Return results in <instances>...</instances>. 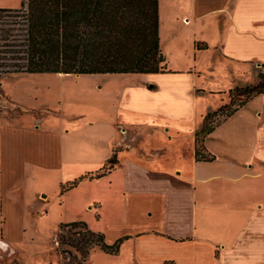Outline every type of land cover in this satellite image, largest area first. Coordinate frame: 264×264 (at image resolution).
Returning a JSON list of instances; mask_svg holds the SVG:
<instances>
[{
    "label": "rangeland",
    "instance_id": "rangeland-1",
    "mask_svg": "<svg viewBox=\"0 0 264 264\" xmlns=\"http://www.w3.org/2000/svg\"><path fill=\"white\" fill-rule=\"evenodd\" d=\"M160 48L169 70L184 71L188 64L180 54L165 52L161 44ZM204 62L196 64V71H192L197 80L196 92L189 90L190 86L178 89L180 87L172 85L178 79H185L186 73L3 76L0 102L3 109L0 116V264H75L73 257L61 253L63 247L59 248L57 243L58 235L66 233L62 226L73 221L85 222L91 230L103 233L109 244L146 227L162 229L161 225L148 220L152 217L148 216L150 211L140 222L142 218L128 208L119 189L123 186L120 171L97 180L91 178L96 173L107 174L106 169L99 170L106 164L101 160L105 156L108 160L116 147L121 148L119 153L122 154H118L124 159L147 155L150 150H161L167 152L165 163L170 165V162L181 159L183 169L191 171L189 162L193 158L194 133L200 128L204 116L230 102L229 90L256 84L260 74L264 73V68L259 65L254 67V73L247 70L241 73L242 66L236 68L233 62L216 57L212 51L205 55ZM140 83L146 93L133 94L137 100L131 107L127 106V94L131 93L132 87L137 90ZM232 95L235 96L234 103L241 98L236 97L235 92ZM142 96L152 100L150 106L136 104L140 103L138 98ZM262 107L261 97L246 104L205 139L207 150L217 158L241 160L244 145L239 136L233 135L241 132L251 116L261 113ZM142 111L151 117H145ZM111 124H125L128 135L123 139L118 133L110 142L112 133L92 139L84 133L85 128L93 133L105 127L108 130ZM162 130L171 133L173 138L166 140L161 135ZM63 135L70 140L89 142L88 152L82 153L83 147L80 150L81 146L74 143L71 150L64 147ZM49 137L55 138L53 144L56 147L47 143ZM146 138L149 147L145 145ZM116 164L117 159L110 171ZM216 171V168L205 167L199 170V174ZM174 173L176 176L181 174L179 169ZM6 198L19 199L20 211L15 208L14 201L6 203V206L14 207L15 214L8 212L5 221L1 205ZM201 236L211 242L209 233L204 232ZM136 240L133 236L124 240L116 256L95 249L87 264H132L129 260ZM145 248L148 253L155 249L165 253L161 246L145 245Z\"/></svg>",
    "mask_w": 264,
    "mask_h": 264
},
{
    "label": "crops",
    "instance_id": "crops-1",
    "mask_svg": "<svg viewBox=\"0 0 264 264\" xmlns=\"http://www.w3.org/2000/svg\"><path fill=\"white\" fill-rule=\"evenodd\" d=\"M20 3L21 0H0V8L15 9ZM158 24L163 50L180 54L189 65L180 72L167 68L172 74L186 73L185 79L172 82L174 87H180L178 89L190 86L189 90L195 91L197 80L192 71H196V64L205 63L208 51L226 62H233L236 68L242 66L241 73L246 70L254 73L256 65L264 68V0H158ZM195 43L205 44L207 48L197 50ZM139 85L137 90L132 87L127 94V106L131 107L137 100L133 94L146 93L143 85ZM259 97L263 99L262 112L251 116L241 132L233 135L239 136L244 145L239 161L215 156L213 162L202 163L191 158L189 172L183 169L181 159L170 165L165 163L167 152L161 150L124 159L119 155L121 148H115V169L100 178L120 171L123 186L119 189L128 208L142 218L140 222L150 211L148 216L152 217L148 220L162 226V229L146 227L133 235H125L138 239L133 241L134 253L129 260L132 264H264V94L254 99ZM138 100L140 103L136 104L145 106L152 102L143 96ZM142 112L145 117H151L148 112ZM110 126L98 133L85 128L84 133L91 139L112 133L110 142L118 133L123 139L129 133L125 124ZM165 130L161 135L169 141L173 136ZM61 138L67 149L71 150L74 143L81 146L80 150L83 147L82 153L88 152L89 142L70 140L65 135ZM53 139L49 137L46 141L56 147ZM145 143L149 147V139L146 138ZM57 146L61 147L58 143ZM106 158L103 157L101 163L105 164ZM205 167L217 171L199 174ZM176 169L181 172L179 176L174 173ZM11 201L20 211L19 199H4L1 210L5 221L8 212H14V207L6 206ZM204 232L210 234L211 242L201 236ZM145 245L161 246L165 253H160L159 249L148 253Z\"/></svg>",
    "mask_w": 264,
    "mask_h": 264
},
{
    "label": "trees",
    "instance_id": "trees-1",
    "mask_svg": "<svg viewBox=\"0 0 264 264\" xmlns=\"http://www.w3.org/2000/svg\"><path fill=\"white\" fill-rule=\"evenodd\" d=\"M158 25V0H21L19 8H0V102L1 79L8 74L172 73L160 48ZM194 47L207 48L198 43ZM234 92L241 97L237 103ZM262 94L264 73L256 84L229 90L230 102L207 113L194 134V161L213 162L215 155L205 147V139ZM2 111L0 103V116ZM116 159L114 150L100 170L108 173ZM104 175L96 173L91 179ZM62 227L66 233L58 235V247L75 264H87L95 249L116 256L129 238L109 244L103 233L91 230L85 222Z\"/></svg>",
    "mask_w": 264,
    "mask_h": 264
}]
</instances>
